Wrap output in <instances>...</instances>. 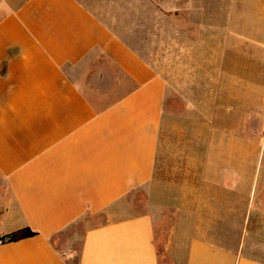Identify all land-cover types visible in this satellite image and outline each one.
<instances>
[{"label":"crops","instance_id":"crops-1","mask_svg":"<svg viewBox=\"0 0 264 264\" xmlns=\"http://www.w3.org/2000/svg\"><path fill=\"white\" fill-rule=\"evenodd\" d=\"M247 1L235 16L262 14ZM236 48L225 77L247 82L251 111L256 52ZM165 102L164 78L104 14L81 0H0V238L12 239L0 264H264L256 171L244 199L236 170L220 192L201 169V184L159 195Z\"/></svg>","mask_w":264,"mask_h":264},{"label":"rangeland","instance_id":"rangeland-1","mask_svg":"<svg viewBox=\"0 0 264 264\" xmlns=\"http://www.w3.org/2000/svg\"><path fill=\"white\" fill-rule=\"evenodd\" d=\"M9 1L19 6L24 0ZM81 1L104 14L113 31L166 82L154 176L155 184L164 190L159 195L180 196L167 192L169 185L186 180L199 185L205 179L210 193L220 192L232 184L231 170L240 172L242 199L247 197L252 172L256 171L255 185L263 187L264 10L260 8L264 0H255L262 12L256 16H235L233 6L238 0H197L190 11L185 0ZM254 25L259 34L263 31L257 42L244 39L246 29ZM233 43L240 59L256 52L257 98L251 111L247 82L236 85L225 77L232 73L233 66L224 63L233 56ZM244 69L248 64H240L239 72ZM201 169L208 171L203 181Z\"/></svg>","mask_w":264,"mask_h":264},{"label":"built area","instance_id":"built-area-1","mask_svg":"<svg viewBox=\"0 0 264 264\" xmlns=\"http://www.w3.org/2000/svg\"><path fill=\"white\" fill-rule=\"evenodd\" d=\"M11 240L12 239L10 237H2V238H0V245L9 243V242H11Z\"/></svg>","mask_w":264,"mask_h":264}]
</instances>
